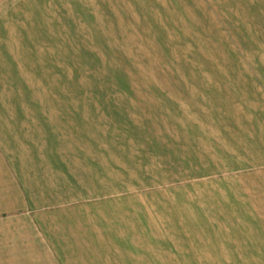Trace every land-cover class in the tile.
<instances>
[{"label": "rangeland", "instance_id": "obj_1", "mask_svg": "<svg viewBox=\"0 0 264 264\" xmlns=\"http://www.w3.org/2000/svg\"><path fill=\"white\" fill-rule=\"evenodd\" d=\"M0 149L66 264H264V0H0Z\"/></svg>", "mask_w": 264, "mask_h": 264}, {"label": "crops", "instance_id": "obj_2", "mask_svg": "<svg viewBox=\"0 0 264 264\" xmlns=\"http://www.w3.org/2000/svg\"><path fill=\"white\" fill-rule=\"evenodd\" d=\"M22 162L0 149V264H66L82 258L79 225L66 216L48 215L24 189ZM55 211V210H54ZM70 229L68 232L66 229ZM68 254V255H67Z\"/></svg>", "mask_w": 264, "mask_h": 264}]
</instances>
